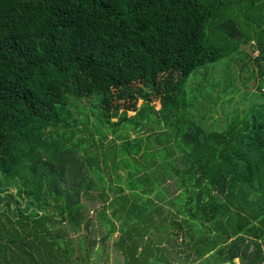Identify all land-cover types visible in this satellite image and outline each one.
Returning a JSON list of instances; mask_svg holds the SVG:
<instances>
[{"label":"trees","instance_id":"16d2710c","mask_svg":"<svg viewBox=\"0 0 264 264\" xmlns=\"http://www.w3.org/2000/svg\"><path fill=\"white\" fill-rule=\"evenodd\" d=\"M229 44L264 0H0V264H264V81L210 129L187 88Z\"/></svg>","mask_w":264,"mask_h":264},{"label":"rangeland","instance_id":"374dc122","mask_svg":"<svg viewBox=\"0 0 264 264\" xmlns=\"http://www.w3.org/2000/svg\"><path fill=\"white\" fill-rule=\"evenodd\" d=\"M235 10L239 9L236 8ZM258 14L262 15L261 12ZM228 47L229 51L226 53V56L217 62L200 66L191 75L187 83L190 96L197 95L199 97V100L195 102L194 106L197 110L200 109L199 102H207L206 110L208 118L210 119L207 118L202 121L201 124L204 128L210 129L215 128L216 125L220 127L226 125L227 116L229 120L234 117L236 118L237 115L243 116L246 109L250 108L260 97H262L261 93H258L257 87L264 81V59H261L259 62H256L253 59V57H257L259 53L257 50L253 52L254 45H242L241 49L239 48V51H236L234 44H229ZM243 66H245V69H243ZM83 103L86 104L88 101L85 99L83 100ZM142 104L143 101L140 100L138 107ZM152 105H154L157 110L162 107L159 100H155ZM122 112L123 109L119 113ZM128 115H135V111H129ZM118 118L119 116L115 117L114 120L117 121ZM80 127L82 128L83 125H80ZM145 132L146 131H144V133ZM112 138L113 136L110 134L109 139L105 141V144L107 145ZM169 182V187L174 188V182L172 180ZM8 192L15 195L16 189H9ZM128 192L129 191H127V193ZM4 194L7 193L3 192L2 195ZM175 195L176 192L171 190L170 197H174ZM16 200L20 202L19 205L21 207H24L22 197L16 195ZM12 205L17 206L15 200ZM92 205L93 204L91 203V208H89L90 217H94L96 213V209L92 207ZM100 205V203L97 204L96 208H99ZM1 206H3V203H1ZM169 208L174 209L173 207L167 206V209ZM63 227L67 228V225L63 224ZM80 232H71V239H73L75 245L82 242L83 239L88 243L86 237H84V235L87 234L86 229H82ZM78 233H80V235ZM112 241L113 240L109 243V262H106V259L104 258L101 260V264H122L121 254L119 255V253L112 250ZM79 261H82L81 257H79ZM235 264H240V260L236 259Z\"/></svg>","mask_w":264,"mask_h":264}]
</instances>
